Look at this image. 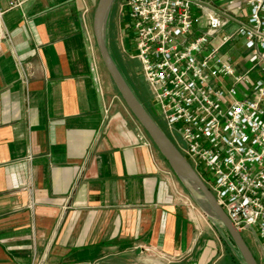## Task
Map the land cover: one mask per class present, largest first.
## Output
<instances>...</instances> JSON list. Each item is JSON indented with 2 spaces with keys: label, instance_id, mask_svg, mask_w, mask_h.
Returning <instances> with one entry per match:
<instances>
[{
  "label": "crops",
  "instance_id": "0c3cea01",
  "mask_svg": "<svg viewBox=\"0 0 264 264\" xmlns=\"http://www.w3.org/2000/svg\"><path fill=\"white\" fill-rule=\"evenodd\" d=\"M97 2L22 0L0 20V264H226V229L96 51Z\"/></svg>",
  "mask_w": 264,
  "mask_h": 264
},
{
  "label": "built area",
  "instance_id": "2783aa9c",
  "mask_svg": "<svg viewBox=\"0 0 264 264\" xmlns=\"http://www.w3.org/2000/svg\"><path fill=\"white\" fill-rule=\"evenodd\" d=\"M2 1L0 20L22 4ZM123 6L135 43V52L124 51L139 62L152 112L233 225L264 254V0Z\"/></svg>",
  "mask_w": 264,
  "mask_h": 264
},
{
  "label": "water",
  "instance_id": "95a60500",
  "mask_svg": "<svg viewBox=\"0 0 264 264\" xmlns=\"http://www.w3.org/2000/svg\"><path fill=\"white\" fill-rule=\"evenodd\" d=\"M112 2L113 0H98L93 12L92 30L99 56L116 89L169 165L198 191L200 196L209 205L213 215L225 226L243 263L260 264L242 232L233 225L231 219L218 203L211 189L140 101L112 57L106 39V17Z\"/></svg>",
  "mask_w": 264,
  "mask_h": 264
},
{
  "label": "rangeland",
  "instance_id": "374dc122",
  "mask_svg": "<svg viewBox=\"0 0 264 264\" xmlns=\"http://www.w3.org/2000/svg\"><path fill=\"white\" fill-rule=\"evenodd\" d=\"M123 3H124V0H113L108 10L107 17H106V30H107L108 24L114 25L116 29L115 32L119 35L118 40L121 41L122 40L121 38L123 37L124 46L127 49V53H132V52H135L134 35L132 32H130L127 35L128 32L126 31V28H125V17H124L125 7L123 6ZM231 28L232 26H227L223 31L227 32ZM121 43L122 42H120V44ZM96 51H97V48H96ZM127 53L125 52L124 58L125 60L128 61L129 67H127L128 69H126L122 66V70L125 73V77L130 81V83L136 90H139L142 94H146V97H147L146 99L149 101V104L151 107V102H152L151 91L140 72L139 62L137 59H131ZM113 88L114 87L112 85V89ZM158 120L161 122L164 130L167 132L165 122L160 117H158ZM214 219L217 220L222 226H224L221 223V221L217 219L215 216H214ZM243 235L250 245L252 237L247 233V231L243 232ZM229 244H230V247L234 249L235 251V246L231 242ZM258 260L260 264H264V261L261 258L260 259L258 258Z\"/></svg>",
  "mask_w": 264,
  "mask_h": 264
},
{
  "label": "trees",
  "instance_id": "16d2710c",
  "mask_svg": "<svg viewBox=\"0 0 264 264\" xmlns=\"http://www.w3.org/2000/svg\"><path fill=\"white\" fill-rule=\"evenodd\" d=\"M107 44H108V48L110 50V53L112 55V57L114 58L116 64L118 65L117 63V59H116V56L114 54V52L112 51L111 49V46L109 44V41L107 40ZM102 61V60H101ZM103 63V62H102ZM119 69L121 70L122 74L124 75L125 77V73L123 72L122 68L118 65ZM126 78V77H125ZM127 82L130 84V86L132 87V89L134 90V92L136 93V95L138 96V98L140 99V101L143 103V105L146 107V109L150 112V114L154 117V119L156 120V122L159 124V126L164 130L161 122L158 120V117L152 112L151 110V107H150V104H149V101L146 99V94H142L139 90H136L132 84L130 83V81L126 78ZM117 93L119 94L118 90L116 89ZM165 131V130H164ZM166 132V131H165ZM147 134V133H146ZM149 137V136H148ZM151 140V139H150ZM225 228V226H224ZM226 229V228H225ZM229 238H230V241L231 243L235 246L231 236L229 235L228 231L226 230ZM225 261H226V264H244L243 261H242V258L235 246V252H233L232 250H229L228 251V254L226 255V258H225Z\"/></svg>",
  "mask_w": 264,
  "mask_h": 264
},
{
  "label": "bare ground",
  "instance_id": "6f19581e",
  "mask_svg": "<svg viewBox=\"0 0 264 264\" xmlns=\"http://www.w3.org/2000/svg\"><path fill=\"white\" fill-rule=\"evenodd\" d=\"M187 181V180H186ZM200 201V200H199ZM202 203V202H201ZM207 204V203H206Z\"/></svg>",
  "mask_w": 264,
  "mask_h": 264
}]
</instances>
